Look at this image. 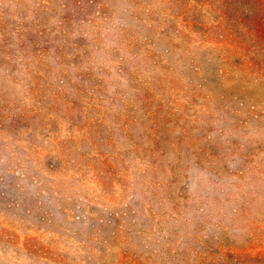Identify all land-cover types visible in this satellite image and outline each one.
Wrapping results in <instances>:
<instances>
[{"label": "rangeland", "instance_id": "374dc122", "mask_svg": "<svg viewBox=\"0 0 264 264\" xmlns=\"http://www.w3.org/2000/svg\"><path fill=\"white\" fill-rule=\"evenodd\" d=\"M0 264H264V0H0Z\"/></svg>", "mask_w": 264, "mask_h": 264}]
</instances>
